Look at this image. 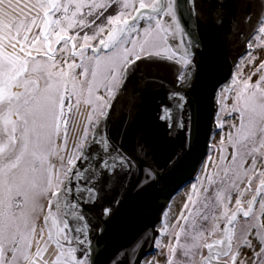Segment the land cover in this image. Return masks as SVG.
Here are the masks:
<instances>
[{
	"label": "snow or ice",
	"instance_id": "obj_1",
	"mask_svg": "<svg viewBox=\"0 0 264 264\" xmlns=\"http://www.w3.org/2000/svg\"><path fill=\"white\" fill-rule=\"evenodd\" d=\"M189 6L228 23L230 68L177 0H0V264H264V0ZM157 83L155 121L179 139L163 165L138 123ZM202 139L186 200L110 247L120 199L105 202L100 177L147 195L179 182Z\"/></svg>",
	"mask_w": 264,
	"mask_h": 264
},
{
	"label": "water",
	"instance_id": "obj_2",
	"mask_svg": "<svg viewBox=\"0 0 264 264\" xmlns=\"http://www.w3.org/2000/svg\"><path fill=\"white\" fill-rule=\"evenodd\" d=\"M180 12L181 23L185 31L189 32L193 39L201 43L208 44L216 52V54L225 62L227 68L231 67L232 58L228 55L223 47V34L228 30L229 25L226 22L224 28H218L211 20L205 22L201 15H193L189 6V0H177ZM201 13L206 12V9L201 8ZM242 50V49H241ZM235 53H233L234 55ZM143 67V66H142ZM149 74L152 73V68H146ZM164 80H168L165 71L157 72ZM139 75V73H136ZM167 87L162 84H153L145 93V102L142 108L138 123L142 126H147L150 133V138L155 146L157 158L161 165L166 161L167 157L175 150L179 144L178 138H167L165 130L158 126L155 121V113L158 111V106L167 101ZM119 129V118L116 119L113 125V132ZM198 156L193 159L188 156L185 162L181 165L182 176L178 183H171L167 176L161 181V185H157L147 195H138L132 190L131 186L125 191L122 188L124 173L117 172L116 180L110 190L107 189L109 180L112 178L107 174L100 177L96 187L104 195L105 202L111 204L115 199H120V203L113 205L114 215L111 221L110 233L107 238L108 245L116 246L129 244L134 241L140 232L146 228H155L158 223L159 213L170 202L176 192L194 179L199 171L200 159L207 154V144L202 139L198 150ZM122 197V199H121ZM145 200L150 201L146 209L141 208V203ZM87 211L88 206L85 205Z\"/></svg>",
	"mask_w": 264,
	"mask_h": 264
},
{
	"label": "rangeland",
	"instance_id": "obj_3",
	"mask_svg": "<svg viewBox=\"0 0 264 264\" xmlns=\"http://www.w3.org/2000/svg\"><path fill=\"white\" fill-rule=\"evenodd\" d=\"M194 182H195V178L189 181L188 183L184 184V186H182L173 196V199L170 200L169 203H172L174 210L178 205L182 204V201L186 200V193L190 190L191 184Z\"/></svg>",
	"mask_w": 264,
	"mask_h": 264
},
{
	"label": "flooded vegetation",
	"instance_id": "obj_4",
	"mask_svg": "<svg viewBox=\"0 0 264 264\" xmlns=\"http://www.w3.org/2000/svg\"><path fill=\"white\" fill-rule=\"evenodd\" d=\"M168 76V75H167ZM169 78V77H168Z\"/></svg>",
	"mask_w": 264,
	"mask_h": 264
}]
</instances>
